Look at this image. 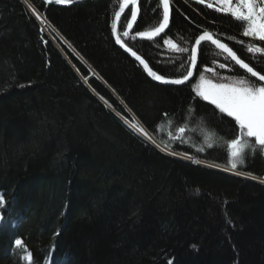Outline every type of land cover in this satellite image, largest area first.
<instances>
[{
  "label": "trees",
  "instance_id": "obj_1",
  "mask_svg": "<svg viewBox=\"0 0 264 264\" xmlns=\"http://www.w3.org/2000/svg\"><path fill=\"white\" fill-rule=\"evenodd\" d=\"M157 5L138 0L122 39L158 74L187 68L189 53L165 39L191 49L206 30L264 73V56L247 50L264 42L196 0H171L164 34L132 39L162 19ZM117 7L0 0V264H264V150L246 148L231 168L238 127L193 91L201 73L214 83L249 76L202 43L192 81L152 82L114 44ZM125 16L131 8L119 33Z\"/></svg>",
  "mask_w": 264,
  "mask_h": 264
},
{
  "label": "snow or ice",
  "instance_id": "obj_2",
  "mask_svg": "<svg viewBox=\"0 0 264 264\" xmlns=\"http://www.w3.org/2000/svg\"><path fill=\"white\" fill-rule=\"evenodd\" d=\"M47 2H52V0H47ZM55 2L68 4L72 0H55ZM114 2L118 4V10L114 11V21L112 23V31L116 37V43L139 61L147 74L154 80L164 84L174 85H182L188 81L193 76V69L197 68L198 51H202L200 46L205 41H210L222 53H226L227 57L234 61L236 65H239L241 69L250 74L249 77L241 76L238 79L222 78L229 80V82L214 83L201 73L198 82L193 85V91L202 100L214 105L220 113L232 118L238 127V134L227 141L231 168L235 169L238 163L243 162V155L246 148L253 147L255 150V147H258L260 150H264V73L257 70L255 66H251L250 62H245L227 44L214 38L211 32L204 31L195 37V43L191 49L180 48L171 39L164 40L165 45H168L172 50L189 53L186 73H181L176 79H168L149 67V64L137 54V51H134L132 47L125 44L122 39V37H128L130 35L129 30L133 28V24L137 19L140 11L138 0H114ZM196 2L217 13L231 16L235 21L239 22L242 28V36L264 42V0H196ZM170 4L171 0H158L157 8H162V19H158L155 24L147 26L146 30L137 31L132 36V39L140 37L142 39L153 40L155 37L160 36L169 27L171 16ZM129 5H131V18L125 16L126 27L122 33H118L117 22L121 21V16ZM33 11L35 12V10ZM37 18L39 19V16ZM239 42L243 43V41ZM247 50L250 53H258L264 56V47L254 43H249ZM218 66L220 68L226 67L225 64H219ZM213 71L212 68L203 69V72ZM252 77L255 78V81L251 79ZM131 126L140 134L149 137V133L143 127L135 123ZM176 131L182 135L185 133V128L179 127ZM175 138L173 137V139ZM250 141H254V145L250 144ZM15 243L18 247H21L23 244L20 239H17ZM25 259L31 262L33 257L29 254Z\"/></svg>",
  "mask_w": 264,
  "mask_h": 264
},
{
  "label": "water",
  "instance_id": "obj_3",
  "mask_svg": "<svg viewBox=\"0 0 264 264\" xmlns=\"http://www.w3.org/2000/svg\"><path fill=\"white\" fill-rule=\"evenodd\" d=\"M44 1H47V0H44ZM52 1H55V0H52ZM81 1H84V0H72V2L71 3H68V4H62V3H59L60 5H62V6H69V5H73V4H76V3H78V2H81ZM129 7H131V5H129ZM129 7L128 8H126L125 9V12L129 9ZM116 10H118V7H117V9ZM125 12L122 14V16L125 14ZM122 16H121V18H122ZM113 21H114V17H113V20H112V23H113ZM120 22V21H119ZM119 22H117V32L119 33ZM112 23H111V27H110V31H111V36H112V39H113V41H114V44L119 48V49H121L124 53H126L130 58H132L141 68H142V70L144 71V73H145V75L152 81V82H154V83H156V84H159V85H168V86H179V85H174V84H164V83H161V82H159V81H156V80H154L152 77H150L148 74H147V72L145 71V69H144V67H143V65L142 64H140L139 63V61H137L129 52H126L125 50H124V48H122L119 44H117L116 43V37L113 35V31H112ZM165 31H166V29H165ZM164 31V32H165ZM163 32V33H164ZM163 33H161V34H163ZM161 34H160V36H161ZM157 37H159V36H157ZM157 37H155V38H157ZM140 38V37H139ZM154 38V39H155ZM214 38H216L215 36H214ZM140 39H142V38H140ZM218 39V38H217ZM144 40H147V39H144ZM220 40V39H219ZM222 43H225L224 41H222V40H220ZM208 43H210L211 44V42L210 41H207ZM226 44V43H225ZM217 51H219L220 53H222L221 52V50L220 49H218V48H216V46L215 45H213V44H211ZM138 54V53H137ZM222 54H224L226 57H227V54L226 53H222ZM139 55V54H138ZM228 58V57H227ZM236 67H238L240 70H242L245 74H247L248 76H250V74H248V73H246L243 69H241L240 67H239V65H236L235 64V62L234 61H232L230 58H228ZM146 61V60H145ZM197 62H198V55H197ZM150 67V66H149ZM194 77H195V69H193V76L192 77H190V79L187 81V82H190V81H192L193 79H194ZM168 79H176V78H168ZM252 79H254L255 80V78L254 77H252ZM183 85V84H182ZM257 181H259V182H261V183H264V182H262L263 180H257Z\"/></svg>",
  "mask_w": 264,
  "mask_h": 264
},
{
  "label": "rangeland",
  "instance_id": "obj_4",
  "mask_svg": "<svg viewBox=\"0 0 264 264\" xmlns=\"http://www.w3.org/2000/svg\"><path fill=\"white\" fill-rule=\"evenodd\" d=\"M29 10L30 11H33L34 9H32L31 7H29ZM40 21H42L41 19H39ZM247 38V37H246ZM249 38V37H248ZM250 39V38H249ZM205 43H207V42H205ZM128 123V125H130V127H132L131 125H132V123H129V122H127ZM132 129L133 130H135L137 133H138V131L135 129V128H133L132 127ZM139 134V133H138ZM140 135H142V134H140ZM142 136H144V135H142ZM148 140H149V143L150 144H154V145H156L157 146V148H159L161 151H163V152H166V153H168V154H170V155H172V156H175V157H180V158H184V159H186L187 157H184V156H182V155H179V154H175L174 152H171V150H168L167 148H165V147H162L161 145H158L154 140H152V139H150L149 137H146ZM212 167H215L216 169H220V170H222V171H225V172H229V173H232V174H237L238 175V173H235L234 171H232V170H229V169H226V168H221V167H217V166H212ZM243 177H245V175H243ZM247 178V177H246ZM262 182H264V180L262 181ZM14 245H16V243H14ZM24 258V261L25 262H29L27 259H25V257L23 256L22 257V259Z\"/></svg>",
  "mask_w": 264,
  "mask_h": 264
},
{
  "label": "bare ground",
  "instance_id": "obj_5",
  "mask_svg": "<svg viewBox=\"0 0 264 264\" xmlns=\"http://www.w3.org/2000/svg\"><path fill=\"white\" fill-rule=\"evenodd\" d=\"M59 4V3H58ZM207 31V30H206ZM204 32V31H203ZM203 32H201V33H203ZM210 32V31H209ZM200 33V34H201ZM212 33V32H211ZM164 34V33H163ZM163 34H161V35H163ZM199 34V35H200ZM213 34V33H212ZM213 36H215L214 34H213ZM216 37V36H215ZM217 38V37H216ZM205 42H207V41H205ZM205 42H202V43H205ZM195 43V40L193 41V43H192V45ZM208 43V42H207ZM210 44V43H209ZM211 45V44H210ZM228 45V44H227ZM212 46V45H211ZM229 46V45H228ZM192 47V46H191ZM231 48V47H230ZM198 55H199V51H198ZM229 60V59H228ZM230 61V60H229ZM197 64H198V62H197ZM195 73H196V69H195ZM188 82L186 81L184 84H187ZM139 135H140V133H139ZM0 218H1V216H0ZM15 246H17V245H15ZM27 255H29V253L27 252L25 255H24V257H26Z\"/></svg>",
  "mask_w": 264,
  "mask_h": 264
},
{
  "label": "flooded vegetation",
  "instance_id": "obj_6",
  "mask_svg": "<svg viewBox=\"0 0 264 264\" xmlns=\"http://www.w3.org/2000/svg\"><path fill=\"white\" fill-rule=\"evenodd\" d=\"M248 38V37H247ZM250 38V37H249ZM251 39V38H250ZM226 43V42H225ZM227 44V43H226Z\"/></svg>",
  "mask_w": 264,
  "mask_h": 264
}]
</instances>
